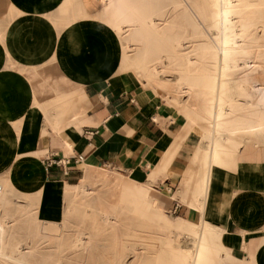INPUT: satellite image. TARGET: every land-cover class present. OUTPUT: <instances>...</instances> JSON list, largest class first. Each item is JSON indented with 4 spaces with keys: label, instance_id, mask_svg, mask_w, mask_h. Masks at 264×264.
I'll return each instance as SVG.
<instances>
[{
    "label": "bare ground",
    "instance_id": "bare-ground-1",
    "mask_svg": "<svg viewBox=\"0 0 264 264\" xmlns=\"http://www.w3.org/2000/svg\"><path fill=\"white\" fill-rule=\"evenodd\" d=\"M55 16L60 30L82 20L105 24L117 37L120 67L134 72V83L149 95H164L186 129H199L208 147L193 156L185 191L194 181L195 197L204 201L211 165L222 156L232 161L245 143L264 145V0H64ZM150 38L171 52L157 56ZM66 99L61 96L65 104L50 117L53 133L72 127L69 121L79 124L83 109ZM33 105L47 116L37 100ZM79 179L59 185L57 221L12 208L11 179L0 178V264H125L128 253L130 264H142L147 255H154V264L162 255L171 264H220L219 256L227 255L215 225L168 215L154 171L138 181L132 171L85 162ZM190 205L203 209L198 199ZM182 237L192 243L189 249L180 245Z\"/></svg>",
    "mask_w": 264,
    "mask_h": 264
},
{
    "label": "crops",
    "instance_id": "crops-1",
    "mask_svg": "<svg viewBox=\"0 0 264 264\" xmlns=\"http://www.w3.org/2000/svg\"><path fill=\"white\" fill-rule=\"evenodd\" d=\"M63 2L0 0V178L23 193L40 191L41 218L57 220L61 187L79 182L83 163L132 171L138 181L154 171L160 203L178 214L171 217L218 228L227 253L220 264H264V145H240L232 161L221 155L222 163L209 167L204 201L194 181L185 191V174L207 141L197 127L185 128L164 95H149L117 73L119 52L105 24L82 20L58 29ZM73 90L83 96L79 124L53 133L55 112L44 116L34 100L44 108L56 93ZM197 199L202 210L190 205Z\"/></svg>",
    "mask_w": 264,
    "mask_h": 264
},
{
    "label": "rangeland",
    "instance_id": "rangeland-1",
    "mask_svg": "<svg viewBox=\"0 0 264 264\" xmlns=\"http://www.w3.org/2000/svg\"><path fill=\"white\" fill-rule=\"evenodd\" d=\"M145 1L147 2V0H145ZM151 1H153V0H151ZM69 2H70V0H66V4H68ZM77 3L78 2H76V4ZM113 35H114V33H113ZM114 38H115V41H116L117 37L115 35H114ZM150 39H151V42L153 43V46L157 49V51H156L157 52V56L166 57L169 54V52H171L170 49H169L170 46L168 44H165V43H162V42L159 43L158 41H157V43H154L152 38H150ZM120 62L121 61H120V55H119L117 73L121 74V75H127L130 79L132 78L131 80L133 82H135L134 80H136L137 77L134 74V72L131 69H129V67H125V68L120 67ZM165 78H167V77H165ZM168 78L170 80L172 79V77H168ZM55 91L56 90L54 89V92ZM79 94L81 95V93H79ZM55 95H56L55 98L51 100V103L47 107L42 108V106L37 101V103L40 105V107L46 113V115L50 114V112H52L54 110H55L54 111L55 113H59L61 111L59 109H61V107L65 104L62 101H60V98H61L60 95H58L57 93ZM62 97H64V98L67 97L66 100H68V101H69V99H71L70 102H72L74 104V110H79L80 109V102L83 100V96L82 95L80 97L77 96L75 94L74 90H73L71 93H68L67 95L62 96ZM34 101L36 102V99ZM54 104H56V105H54ZM56 106H58L59 108L58 107L56 108ZM71 106H73V105H70V107ZM69 123L72 124L71 125L72 128L73 127H77V122L75 120L69 121ZM198 152L200 154L201 153V149H199ZM200 155L197 156L198 159H197L196 164H198V162H199ZM9 191H10L9 199H10V203H11V207L12 208H17V207L21 206V207H23L25 209V211L27 213H35V214H37V218L41 219V215H40L41 192L40 191H36V192H33V193H23V192L19 191L16 188L14 189V184L9 188ZM30 195H33V196L29 197ZM172 215H178V214L175 213V212H172ZM173 217H175V216H173ZM58 220L59 219H57V221ZM183 240H185V241H183ZM189 243H191L190 240L186 239L185 237L181 238L180 245L183 248L189 249L192 246V243L191 244H189ZM164 258L167 260V255H162L159 258V264H171L169 262H166V260H164ZM132 261H133V257L128 253L127 256H126V259H125V264H130ZM153 262H154V255H147L145 257L144 262L142 264H154Z\"/></svg>",
    "mask_w": 264,
    "mask_h": 264
},
{
    "label": "built area",
    "instance_id": "built-area-1",
    "mask_svg": "<svg viewBox=\"0 0 264 264\" xmlns=\"http://www.w3.org/2000/svg\"><path fill=\"white\" fill-rule=\"evenodd\" d=\"M57 163H60L59 161L58 162H55V161H51V163H49V165H52V164H57ZM66 163H64V165H65ZM62 165H63V163H62Z\"/></svg>",
    "mask_w": 264,
    "mask_h": 264
}]
</instances>
